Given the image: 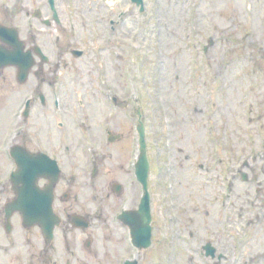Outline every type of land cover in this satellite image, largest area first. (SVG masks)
Instances as JSON below:
<instances>
[{
  "label": "rangeland",
  "instance_id": "obj_1",
  "mask_svg": "<svg viewBox=\"0 0 264 264\" xmlns=\"http://www.w3.org/2000/svg\"><path fill=\"white\" fill-rule=\"evenodd\" d=\"M55 1L63 32L39 31L41 25L25 16V11L35 10H45L42 15L46 16L47 0H0L1 25L17 27L27 46L35 42L27 34L39 32L36 40L43 50L49 55L58 51L62 59L61 67L44 66L39 78L30 76L25 86H16L12 68L3 70L0 77V264L46 262L37 229H25L14 219L12 234L4 232L2 208L10 197L6 172L14 165L2 148L4 137L24 126L14 115L18 104L27 96L37 98V84L47 89L53 71L60 72L58 83L68 104L75 105L74 98L80 94L87 105L84 111L75 105L76 121L91 117L103 154L111 156L101 171L108 173V182L126 175L122 166L131 140L127 134L135 139V109H141L152 161V238L151 246L140 252L138 264H212L213 260L200 255L206 241L225 255L220 264H264V0H145L144 14L129 0ZM188 16L193 23L199 20L195 37L187 27ZM110 20H118L114 32ZM57 35L60 47L53 42ZM208 37L213 45L202 54L199 45L206 44ZM71 49L85 52L76 59ZM104 71L107 76L101 82ZM101 91L116 98L115 109L108 97L99 95ZM32 106L28 138L35 142L41 130H52L60 137L61 129H56L49 108L43 109L37 99ZM106 129L126 138L118 145L121 150L107 145ZM24 137L12 142L21 144ZM62 138L69 142L68 136ZM171 154L175 169L169 175L166 168L171 161L166 156ZM219 158L222 161L216 164ZM73 164L72 169L82 170L87 161L76 159ZM241 171L247 181L241 180ZM84 179L76 183V192L85 200L98 196L100 188H88ZM228 181L232 190L226 198L222 187ZM170 183L176 189L174 201ZM132 188L135 198L140 189L136 184ZM122 200L116 199L115 205L108 200L96 204L110 207L109 217ZM96 225L67 234L78 241L73 264L91 262L81 249L91 233L100 255L106 252L99 264H118L120 256H132L130 249L122 250L125 232L119 224L101 219ZM61 235L59 230L58 254L53 256L59 264L70 257Z\"/></svg>",
  "mask_w": 264,
  "mask_h": 264
},
{
  "label": "flooded vegetation",
  "instance_id": "obj_2",
  "mask_svg": "<svg viewBox=\"0 0 264 264\" xmlns=\"http://www.w3.org/2000/svg\"><path fill=\"white\" fill-rule=\"evenodd\" d=\"M60 62L58 63H53L52 66L53 69H58L60 66ZM48 67V68H50ZM38 70H40V73H42L44 65L40 67L38 64ZM57 71H53L51 75L49 76L50 79L55 80V74ZM44 75V74H43ZM45 79L43 76L42 80ZM54 91V90H53ZM50 110V112L53 114L55 118V124H56V117H57V108L53 105H48L47 106ZM41 109L42 108H38ZM44 109V108H43ZM66 120L64 122L65 124V130L60 131V137H55L53 134L54 132L52 130H41L39 133L40 135L38 136V141H37V151L42 152L47 154L50 158L55 159L58 161V164L61 169V173L59 174L58 180L54 186L53 189V210L56 213L60 212H67L71 211L72 213L77 212L76 209L82 208L83 206H91L93 205L97 200L101 201H110L112 204L115 202L114 199L115 197H122L125 195V191H128V186L126 183H124L121 173L117 174L119 178L122 180H114V181H107V175L108 173L102 174V166L106 160V156L102 154V147H103V142L100 140V137H97L96 134H92L90 132V129L86 128L84 130L85 134L89 137V141L87 142L89 147H87V151H78L79 156L83 157L88 161V165H91V170L88 172L86 169H72L71 166L73 164L74 157L76 155L75 149L77 144L78 148H84L83 142L77 143L75 134V110L74 108L71 109V107L64 108ZM64 121V120H63ZM51 135V136H50ZM68 136L70 139L69 142H66L62 136ZM72 136V139H71ZM94 137H97L99 139V142H97ZM30 138H28L24 144L26 147H31L32 149L34 148L31 146L29 143ZM122 140V138H120ZM70 144L71 146H66V144ZM92 143H95L94 147L92 148ZM108 159V156H107ZM117 164V162H116ZM124 166H122V169ZM117 172H119V168L116 169ZM112 174H114L113 170H109ZM88 176V179H87ZM81 177H86L83 181V185H87L88 188H92L93 190L96 189V187L100 188V191H97L99 193L98 196H94V201H89V200H84L79 193L76 192V183L81 180ZM120 184H118V183ZM49 181L45 178H39L37 181V186L40 189H43L45 186H47ZM115 185H119L120 188H116ZM95 188V189H94ZM118 191V192H117ZM11 192V191H10ZM120 192V194H119ZM130 192L133 194L135 192L133 189L130 188ZM86 201V202H85ZM88 203H91V205H88ZM75 208V211L73 210ZM68 214V213H66ZM102 212H99L98 217L102 218ZM63 233H64V243L66 245V250L69 254L74 255L75 252V239L72 240V244H70L69 239L66 237V233L69 231L68 226H62L59 228ZM58 230V229H57ZM57 235V236H56ZM58 234H55V239L58 241ZM95 241V236L91 235L90 242L86 245L87 246L86 251L89 252L88 254V259L92 262H99L100 257L96 253V250L92 249Z\"/></svg>",
  "mask_w": 264,
  "mask_h": 264
},
{
  "label": "water",
  "instance_id": "obj_3",
  "mask_svg": "<svg viewBox=\"0 0 264 264\" xmlns=\"http://www.w3.org/2000/svg\"><path fill=\"white\" fill-rule=\"evenodd\" d=\"M136 3H139L140 0H133ZM0 39L8 44L11 47V50H5L0 47V67L5 65H16L20 71V79L25 78L27 70L32 64L30 57L27 54L22 52L21 44L17 40V33L13 29H7L0 27ZM141 134L140 142V159L138 164V178L142 183L144 196L141 199V204L139 210L132 214L124 217L123 221L130 228V235L132 238V243L139 249L146 248L149 245L150 238V228H149V206H148V192H147V170L148 164L145 154V145L143 140V129L139 128ZM13 158L17 166L16 176H13L14 182H23L27 180L28 184L34 185L33 180L37 177L38 174L44 171H52L50 166L38 156H29L25 155L21 150L15 149L13 151ZM25 179V180H24ZM26 198L23 196L22 191L17 192V199L12 202L11 208L13 210H19L24 214V218L29 224L39 223L43 228L45 235H48L53 224L49 223L50 221V208L48 206L49 200L48 195H45L44 202H36V189L34 187L25 189ZM31 200V201H28ZM25 202L27 204L25 205ZM208 254L212 255V249L208 248ZM125 264H136V261L125 262Z\"/></svg>",
  "mask_w": 264,
  "mask_h": 264
}]
</instances>
